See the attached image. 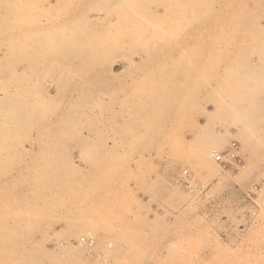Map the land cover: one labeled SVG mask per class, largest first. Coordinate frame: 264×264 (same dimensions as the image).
I'll list each match as a JSON object with an SVG mask.
<instances>
[{"label": "rangeland", "instance_id": "obj_1", "mask_svg": "<svg viewBox=\"0 0 264 264\" xmlns=\"http://www.w3.org/2000/svg\"><path fill=\"white\" fill-rule=\"evenodd\" d=\"M263 66L264 0H0V264H264Z\"/></svg>", "mask_w": 264, "mask_h": 264}, {"label": "bare ground", "instance_id": "obj_2", "mask_svg": "<svg viewBox=\"0 0 264 264\" xmlns=\"http://www.w3.org/2000/svg\"><path fill=\"white\" fill-rule=\"evenodd\" d=\"M31 4V3H30ZM24 5V4H23ZM32 5H33V3H32ZM29 6V5H28ZM31 6V5H30ZM37 6V5H36ZM37 8V7H36ZM60 8V7H59ZM60 10H62V9H60ZM27 11V10H26ZM28 13H29V11H28ZM27 13V14H28ZM18 14V13H17ZM30 14V13H29ZM147 14V13H146ZM15 17V16H14ZM20 17V16H19ZM22 17V16H21ZM24 17V16H23ZM28 17V16H27ZM145 17V16H144ZM146 18V17H145ZM3 22V21H2ZM39 22V21H38ZM18 23V22H17ZM20 23V22H19ZM28 23V22H27ZM49 23V22H48ZM85 23V22H84ZM25 24V23H24ZM34 24V23H33ZM42 25V24H41ZM86 25V24H85ZM121 25V24H120ZM38 26V25H37ZM41 28V27H40ZM29 35H30V33H29ZM24 36V35H23ZM34 37V36H33ZM28 38V37H27ZM78 42V41H77ZM74 46V45H73ZM24 49V48H23ZM3 57V56H2ZM111 59V58H110ZM107 61V60H106ZM109 61V60H108ZM117 62V61H116ZM113 63V62H112ZM115 63V62H114ZM114 65V64H113ZM252 66V65H251ZM256 67V66H255ZM260 67H262V66H260ZM264 67V66H263ZM28 68V67H27ZM33 69V68H32ZM53 69V68H52ZM258 69V68H257ZM264 69V68H263ZM238 72V71H237ZM247 75V74H246ZM252 75V74H251ZM51 77V76H50ZM73 78V77H72ZM245 79V78H244ZM60 80H61V78H60ZM63 80V79H62ZM42 81V80H41ZM36 82V81H35ZM46 82V81H45ZM41 83V82H40ZM33 84V83H32ZM242 84V83H241ZM42 85V84H41ZM40 85V86H41ZM26 86H28V85H26ZM26 86H23V88L25 89L26 88ZM32 85H30V87H31ZM35 86V85H34ZM43 86V85H42ZM57 86V85H56ZM30 87H28V88H30ZM36 87V86H35ZM39 87V86H38ZM47 87V86H46ZM55 88V87H54ZM31 89V88H30ZM36 89V88H35ZM34 89V90H35ZM33 90V89H32ZM44 90V89H43ZM24 91V90H23ZM27 92L25 93L24 92V94L22 93V96L19 98V99H8L7 100V105H8V117H9V119L11 120H16L17 121V119H20V118H23V121H24V119H31V117H33L34 115H35V113H33L34 112V106H33V102H32V99L30 98V97H28L26 94L28 93L29 94V96H30V94H31V90L29 91V90H26ZM248 91V90H247ZM35 93V92H34ZM33 93V94H34ZM40 93V92H39ZM85 93V92H84ZM242 93V92H241ZM86 94V93H85ZM255 94V93H254ZM257 95V94H256ZM37 96V95H36ZM47 96V95H46ZM58 96V95H57ZM74 96V95H73ZM244 96V95H243ZM16 97V96H15ZM82 97V96H81ZM229 97V96H228ZM240 97V96H239ZM251 97V96H250ZM264 97V96H263ZM35 98V97H34ZM55 98V97H54ZM5 99H6V97H5ZM47 99V98H46ZM256 99V98H255ZM249 100V99H248ZM34 101V100H33ZM91 101V100H90ZM263 101V100H262ZM35 102V101H34ZM5 103V102H4ZM46 103V102H45ZM251 103V102H250ZM47 104V103H46ZM36 105V104H35ZM41 105H43V104H41ZM2 106V105H1ZM44 106V105H43ZM240 106V105H239ZM37 107H38V103H37ZM45 107V106H44ZM50 107V106H49ZM74 107H76V106H74ZM78 107V106H77ZM46 108V107H45ZM242 108V107H241ZM84 109V108H83ZM76 110H77V108H76ZM82 110V109H81ZM229 110V109H228ZM233 110V109H232ZM240 110H242V109H240ZM44 111V110H43ZM75 111V110H74ZM39 112V111H38ZM70 112V111H69ZM223 112H224V109H223ZM2 113V112H1ZM0 113V114H1ZM3 113H5V112H3ZM37 113V112H36ZM232 113V112H231ZM34 114V115H33ZM43 114V113H42ZM65 114V113H64ZM75 114H76V112H75ZM74 114V115H75ZM228 114V113H227ZM6 115V116H7ZM33 115V116H32ZM45 115V114H44ZM79 115V114H78ZM5 116V117H6ZM40 116V115H39ZM81 116V115H80ZM47 117V116H46ZM71 117V116H70ZM76 117V116H75ZM74 118V117H73ZM8 118H6V120H7ZM78 119V118H77ZM41 120V119H40ZM5 121V120H4ZM22 121V122H23ZM35 121H37V120H35ZM59 121V120H58ZM67 121V120H66ZM255 121V120H254ZM33 122V121H32ZM72 122V121H71ZM74 122V121H73ZM72 122V123H73ZM80 122V121H79ZM4 123V122H3ZM64 123V122H63ZM10 124V123H9ZM17 124V123H16ZM18 124H19V121H18ZM24 124V123H23ZM32 124V123H31ZM52 126H53V124H51ZM55 125H56V123H55ZM54 125V126H55ZM71 125V124H70ZM4 126V125H3ZM17 126V125H16ZM49 126V125H48ZM74 126V125H73ZM30 127V126H29ZM31 128V127H30ZM70 128V127H69ZM221 128V127H220ZM223 128V127H222ZM8 130V129H7ZM10 131V130H9ZM15 131V130H14ZM78 131V130H77ZM17 132V131H16ZM10 133H11V131H10ZM10 133L8 134V135H10ZM27 133V132H26ZM3 134V137H4V135H6V134H4L3 132H1V135ZM15 134V133H14ZM19 134V133H18ZM7 136V135H6ZM40 136V135H39ZM63 136H65V135H63ZM9 137V136H8ZM11 137V136H10ZM216 137V136H215ZM7 138V137H6ZM213 138V137H212ZM3 139V138H2ZM207 139V138H206ZM208 139H209V137H208ZM8 139H6V141H7ZM200 140H202V139H200ZM217 140H218V137H217ZM5 141V142H6ZM9 141H11V140H9ZM212 141V140H211ZM3 142V141H2ZM8 142V141H7ZM7 142H6V144H7ZM51 143V142H50ZM49 143V144H50ZM209 143V142H208ZM210 143H212V142H210ZM214 143V142H213ZM9 144V143H8ZM11 145V144H10ZM201 146V145H200ZM209 146V145H208ZM4 147V146H3ZM2 147V148H3ZM203 147V146H202ZM204 148V147H203ZM202 148V149H203ZM206 148H207V146H206ZM46 149H47V144H46ZM209 149V148H208ZM48 150H50V149H48ZM63 150V149H62ZM204 150H205V148H204ZM212 150V149H211ZM2 151V150H1ZM200 151V150H199ZM208 152H209V150H208ZM50 153V152H49ZM63 153V152H62ZM199 153V152H198ZM207 153V152H206ZM205 152L203 153V155L205 156V158L207 159V154H206ZM1 154V153H0ZM43 154H45V153H43ZM65 154V153H64ZM209 154H210V152H209ZM199 155V154H198ZM46 156V155H45ZM48 156V155H47ZM204 156H202V163H203V161L205 160V158H203ZM210 156V155H209ZM1 157H2V155H1ZM43 157V156H42ZM199 157V156H198ZM44 158V157H43ZM201 158V157H200ZM199 158V159H200ZM47 159V158H46ZM43 161V160H42ZM59 161V160H58ZM66 161V160H65ZM201 161V160H200ZM46 162H47V160H46ZM206 162V161H205ZM204 162V163H205ZM207 162H208V160H207ZM206 162V163H207ZM44 163V162H43ZM47 164H49V163H47ZM47 164H44V165H47ZM51 164L52 163H50V166H51ZM54 164V163H53ZM56 165V164H55ZM64 166H65V164H64ZM58 175V174H57ZM60 176V175H59ZM65 246V245H64ZM68 246V245H67ZM66 247V246H65ZM42 252H43V250H42ZM45 252V251H44ZM41 255V254H40ZM55 257H58V255H56Z\"/></svg>", "mask_w": 264, "mask_h": 264}, {"label": "built area", "instance_id": "obj_3", "mask_svg": "<svg viewBox=\"0 0 264 264\" xmlns=\"http://www.w3.org/2000/svg\"><path fill=\"white\" fill-rule=\"evenodd\" d=\"M236 149H237V144L235 141H232L230 143V146L223 151L212 150L211 156L217 163H219L223 167L233 166V164H239L241 162L239 155L235 153ZM186 173H187L186 170L182 171V174L186 175ZM181 184L184 187H186L188 190L190 191L193 190L188 180H182ZM249 193L250 192H246V195L250 199L251 197L249 196ZM77 243L83 246L86 249V251H90L94 246V237L92 234L86 233L78 238ZM99 255L100 254H98V256Z\"/></svg>", "mask_w": 264, "mask_h": 264}, {"label": "crops", "instance_id": "obj_4", "mask_svg": "<svg viewBox=\"0 0 264 264\" xmlns=\"http://www.w3.org/2000/svg\"><path fill=\"white\" fill-rule=\"evenodd\" d=\"M249 151H250V150H249V146H247L246 152L244 153V163H245V158H246V159L249 158ZM253 189H254L255 191H259V190L261 189V184H259V183H254V184H253ZM258 189H259V190H258ZM235 190L238 191L237 187H235ZM254 190H252V191L247 190L246 192H250V193H249V196H250V197H253V196H254ZM246 192H244V196L246 195ZM239 194H241V193L239 192ZM244 198H245V197H244ZM246 216H247V223H249V222H250V221H249L250 216L248 215V213L246 214ZM220 234L226 236V233H225V232H220Z\"/></svg>", "mask_w": 264, "mask_h": 264}]
</instances>
